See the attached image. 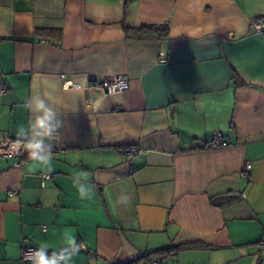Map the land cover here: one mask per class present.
<instances>
[{"label": "crops", "instance_id": "1", "mask_svg": "<svg viewBox=\"0 0 264 264\" xmlns=\"http://www.w3.org/2000/svg\"><path fill=\"white\" fill-rule=\"evenodd\" d=\"M262 17L264 0H0V143L20 139L34 95L61 121L49 164L0 154V264L65 234L84 245L72 264L184 242L199 245L176 264H264ZM113 75L128 88L93 86ZM214 131L227 146H207Z\"/></svg>", "mask_w": 264, "mask_h": 264}, {"label": "clouds", "instance_id": "2", "mask_svg": "<svg viewBox=\"0 0 264 264\" xmlns=\"http://www.w3.org/2000/svg\"><path fill=\"white\" fill-rule=\"evenodd\" d=\"M27 107L34 114L33 118L27 128L21 127L18 131L20 139L13 143V148L15 151H27L31 160L47 165L52 160L51 142L58 139L61 121L56 110L39 94L27 101ZM131 199L130 195H124L119 197V203L130 204ZM83 248L82 242L78 243L74 236L65 234L63 246L58 250L49 251L46 243H41L38 247L29 248L24 259L29 264H72L73 258Z\"/></svg>", "mask_w": 264, "mask_h": 264}, {"label": "built area", "instance_id": "3", "mask_svg": "<svg viewBox=\"0 0 264 264\" xmlns=\"http://www.w3.org/2000/svg\"><path fill=\"white\" fill-rule=\"evenodd\" d=\"M249 29L253 32L261 33L264 32V17L258 18L250 21ZM63 78V86L71 87L74 84L65 79L64 75H61ZM96 88L100 89L103 94L109 95L114 94L120 91H123L128 88V78L125 75H113L111 77L105 78L99 82L94 83ZM5 91V86L0 83V94ZM17 140H7L3 143H0V154L4 157L14 158L13 165L15 167H19L24 163L26 158V151H15L13 148V143ZM228 145V142L223 138V135L220 131H214L211 140L207 143V146L210 148H220ZM142 152V149L138 146H131L127 149L125 155L129 159L133 157L135 154H139ZM251 163L249 160H246L241 168L240 175L245 179H249L251 173ZM42 179L45 180L49 177V174H42ZM10 195L14 194V191H10ZM29 248H35L31 245H26L22 247L21 250V264H29L28 261L24 259V253L28 251ZM139 264H160L157 259L144 261Z\"/></svg>", "mask_w": 264, "mask_h": 264}, {"label": "trees", "instance_id": "4", "mask_svg": "<svg viewBox=\"0 0 264 264\" xmlns=\"http://www.w3.org/2000/svg\"><path fill=\"white\" fill-rule=\"evenodd\" d=\"M124 29L128 36L137 37V38H144L148 36L158 37L163 33V31H159V29L157 28L146 27L142 25L136 26V27H128L125 25ZM198 245L199 244L197 242L171 243L168 246L155 249L148 253H144L141 256H138L132 259L131 261L123 263V264H139L141 261L153 260V259H156V257H158L161 260L163 258L176 255L180 250L195 248Z\"/></svg>", "mask_w": 264, "mask_h": 264}, {"label": "rangeland", "instance_id": "5", "mask_svg": "<svg viewBox=\"0 0 264 264\" xmlns=\"http://www.w3.org/2000/svg\"><path fill=\"white\" fill-rule=\"evenodd\" d=\"M167 260H169V262H170V264H176V257H172V256H170V257H168V259ZM167 262V261H166Z\"/></svg>", "mask_w": 264, "mask_h": 264}]
</instances>
